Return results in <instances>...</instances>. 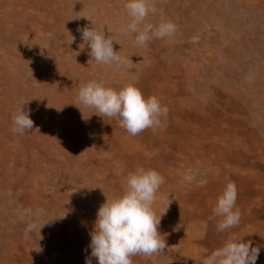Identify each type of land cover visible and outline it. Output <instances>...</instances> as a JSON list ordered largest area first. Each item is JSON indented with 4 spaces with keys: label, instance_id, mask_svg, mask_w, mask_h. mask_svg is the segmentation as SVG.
Returning <instances> with one entry per match:
<instances>
[{
    "label": "bare ground",
    "instance_id": "bare-ground-1",
    "mask_svg": "<svg viewBox=\"0 0 264 264\" xmlns=\"http://www.w3.org/2000/svg\"><path fill=\"white\" fill-rule=\"evenodd\" d=\"M225 1V5L233 8L242 5V0ZM263 1L256 0V5L259 3L262 9L257 15L259 25H264ZM33 2L35 1L0 0V51L4 53L0 54L3 57L0 62V134L3 135L4 131L8 134L11 131V135L0 140V153L5 154L0 164L8 170L9 168L3 165L9 160L14 163L11 170L5 175L2 174L6 180L0 181V225H3L0 227V264H66L65 261H57L60 254L71 258L74 264H85L90 249L89 232L96 219V214L88 215L85 212H88V209L95 211L103 205L104 198H97V193L105 197V200L122 195L126 185L125 175L135 172L145 164H148L147 170L154 169L164 177V183L157 193L160 201L156 199L153 205L158 215L165 210L164 199L169 197L171 200L158 229L166 240V249L147 258L139 255L133 257V264H202L203 258L211 254L207 250L214 251L223 246L221 242L215 241L210 246L201 245L197 238L209 234L205 230L206 214L193 211L191 205L207 211L212 216L217 198L228 181L233 182L237 188L236 206L240 211L241 220L238 226L227 230L224 240L235 235L243 241H252L253 246H256V238H264V216L256 217V188L263 189L264 178L263 182L257 178L256 187L253 182L256 180V174H260L256 162L260 161L264 165V54L258 55L256 42L264 47V37L261 41L247 39L245 44L237 47L243 50L246 47L248 52L236 54L232 50L237 47L226 44L223 48L207 40V47L219 48L222 61L225 62L224 66L222 65L224 69H215L218 70V75H223L220 77L222 83L218 87H207V100L203 97V92L199 93L198 82L194 83L190 92L186 90V86L182 87L181 79L178 78L181 68L176 62L192 65L191 62H199L200 54H195L193 59L183 55L173 63L168 53L165 57L169 60L162 61L163 55L153 57L149 51L142 54L144 58L150 55L148 59L152 64L149 66L146 59L138 57V47L132 42V34H128L130 39L115 35L112 40L114 51L130 58V67L118 69L114 65L91 61L87 46L83 50L79 48L82 39L78 31L91 26V13L84 12V16L79 18L81 24L70 27L69 33L61 34L66 37L56 42L52 61L42 68L39 60H43L48 47H52L53 43L50 36L53 34L51 25L54 18L44 14L45 16L39 15L44 16L42 20H36L35 16L30 20L32 12H27V9H31ZM90 4L96 10L98 4L103 5L104 18L111 15L116 7L119 8L118 11H124V0H92ZM11 5L13 7L8 9ZM56 5V8L54 5L53 8L51 3H48L46 8L49 13L61 6ZM98 15L101 13L98 12ZM226 19L230 20L229 17ZM198 30L200 31L196 29ZM71 36L75 38L72 43ZM245 60L249 62L248 66ZM30 66L33 68V75L29 78L25 74V84H11V79H6L9 68L18 73H26ZM212 67H215L213 63ZM170 69L175 74H170ZM158 70H166L169 74L167 77L163 75L161 86L154 87L152 93H148L146 75H156ZM244 70H248L254 79L251 78L252 82H244L241 86L235 84V75ZM188 72L189 75L198 77L195 69ZM171 78L173 83H176V93L171 91L168 81ZM139 79L143 81L141 87L145 88L143 96L157 97L168 109L167 116L161 118L159 129L151 128L148 134L145 132L147 130H144L132 136L124 130L112 137L108 134L112 131L108 126L111 123L110 118L97 116L98 113H95L93 108L82 112L77 107L78 91L90 81H102L106 87L119 90L128 84L136 86ZM242 92H248V99ZM18 96L22 101H18V107L24 105L30 112L34 127L28 131L31 133L26 132L23 136L20 135L21 138L16 137L17 143L11 147L5 145L7 140L12 142L14 127L8 129L10 125L8 126L7 114H10L12 108L10 100H19ZM181 97L183 98L180 99ZM178 101L182 103V107L175 106ZM248 101H256V107L255 104L244 107L250 104ZM248 112L252 115H248ZM249 116L256 119V122L248 123L246 119L250 118ZM113 121L119 123L114 118L112 123ZM107 122L109 123L106 125ZM156 145L159 150H155ZM255 157L256 162L253 161ZM43 164L49 170L45 169ZM63 167L68 169L67 173L64 171V175L60 171ZM19 168L23 171L20 175L17 171ZM181 170L186 171L183 175L188 177L191 184L183 177H176ZM33 172L42 173L43 180L37 181L33 174L29 176ZM241 172L244 174H240ZM261 174L264 177V171ZM13 175L17 177L12 178ZM249 176L251 181L247 179ZM32 177L36 180L33 186L25 183ZM82 177H85L88 183L78 181ZM57 178H60L59 181H54ZM68 178L70 179L67 182ZM200 180H206L207 183L200 186ZM170 183L180 184L181 187H174L175 192L166 195L163 189H169L170 185H166ZM51 189L53 195L49 193ZM184 189H188L190 193L183 194ZM169 192L172 191L169 189ZM174 202L181 204L180 209L173 205ZM25 209L41 211L38 225L53 219L40 230L42 239H39L38 232L31 235L25 233V224L21 221ZM78 210L82 212L81 218L85 220L93 215V220L89 219L80 229L70 227L64 232L66 236L62 243L71 244L67 248L61 247L60 244L55 245L52 242V233L55 229H63V221L60 218L62 219L65 212L75 214ZM219 219L216 217L213 220L216 222ZM89 223L90 229L87 226ZM68 230H71V233ZM75 232L79 234L71 241L69 236ZM210 238L213 240V236L208 239ZM36 242H41V245ZM194 242L199 243L197 248H193ZM91 259L92 264H97L95 258Z\"/></svg>",
    "mask_w": 264,
    "mask_h": 264
},
{
    "label": "clouds",
    "instance_id": "clouds-1",
    "mask_svg": "<svg viewBox=\"0 0 264 264\" xmlns=\"http://www.w3.org/2000/svg\"><path fill=\"white\" fill-rule=\"evenodd\" d=\"M124 10L129 22L122 28V32L135 34L134 42L140 47H147L153 39L171 37L177 30V26L166 19H161L156 25L147 22L150 15L158 13L152 0H124ZM159 13L163 16L162 10H159ZM78 31L82 39L79 48L83 50L87 46L91 61L114 65L118 69H127L132 64L129 57L114 51V42L105 35L104 29L91 23L90 27ZM71 37L72 43L75 38ZM76 103L95 109L99 117L116 119L119 126L132 136L158 127L161 117L168 114L167 107L162 105L157 97L145 98L132 84L116 90L106 87L102 81H90L80 87ZM23 106L12 116L13 131L19 135L31 131L34 127L30 112ZM163 183L164 177L154 169L138 168L135 172L127 174L123 194L111 200L106 199L97 210L93 228L89 232L88 248L91 251L85 258V264H92L91 258H95L97 264H133V257L139 255L147 258L166 249V240L158 229L171 200L169 197L164 199L166 207L159 215L153 207ZM206 183V180L199 181L200 186ZM236 201L237 188L233 182L228 181L217 198L213 215L209 217V220L220 218L216 225L218 233L239 225L241 214ZM40 215L39 209L23 211L21 221L25 224L26 234L38 232L39 235L40 230L53 220L38 225ZM39 239H42L40 235ZM260 251L261 248L253 246L252 241H243L242 238L232 235L223 246L204 257L202 264H256Z\"/></svg>",
    "mask_w": 264,
    "mask_h": 264
},
{
    "label": "rangeland",
    "instance_id": "rangeland-1",
    "mask_svg": "<svg viewBox=\"0 0 264 264\" xmlns=\"http://www.w3.org/2000/svg\"><path fill=\"white\" fill-rule=\"evenodd\" d=\"M33 1H35V2H33V4L31 5L32 10L30 8L27 9V12H32L31 13L32 16H30V18H29L30 20L34 16H35L36 20H42L43 19L42 17L45 16L44 14L50 15V16L52 15V17L54 18V20H52L53 24L51 25V27L53 29V34H52V36H50L51 38H53L52 39L53 43H52V47H50V46L48 47V49H47V51L43 57V60H39L42 63V68L47 66L48 62L52 61V59L54 57L53 48H54L56 42L58 40L66 37V36H62L61 34L63 32L69 33L70 27H72V26L76 27V25L81 24V21L79 18L84 16L83 15L84 12L87 14L91 13V21H92L91 23L98 28L104 29L105 35L109 36L111 39H113V37L115 35L120 36V37H128V38L130 37L128 34H125L124 32H122V28L129 22V20H128V17L126 15L125 10L124 11L123 10L118 11L117 10V9H119L118 7H116V9L114 10V12L111 15H106L104 18L103 14L105 13V11L103 9V5L101 6L100 4H98L97 10H96V8H93L92 5L90 4V2L92 0H33ZM48 1L51 3L52 7L54 5V7L56 8V6H57L56 4H61V6H59V8H57L55 11L49 13L48 9L46 8L48 3H49ZM152 2L154 3L156 8L158 9V13L156 15H150L147 22H150V23L156 25L161 21V19H166V20L174 23L177 26V30L171 37H165L163 39H153L152 41H150L148 43L147 47H140V46L136 45L138 47V57L141 59L143 57L142 54H145V52L149 53V51H150V53L152 52L153 57H156L158 55L159 56L163 55L164 58H162V61H167L169 59L167 57H165V54L168 53L170 59H172V61L174 63L175 59H177V58L180 59L183 55L188 59H193L195 57V54H200L198 63L191 62L192 65H190L189 63L187 65V64H184L180 61L176 62L178 67L181 68L180 69L181 71L180 72L178 71V73H179L178 78L181 79L180 80L181 84L184 85V86L182 85V87H184V88H185V86L187 87L186 88L187 91L192 90V88L194 87V83L198 82L199 83L198 84L199 93L203 92L205 95V96L203 95V97H206L207 100H208V95H209L208 94L209 92L207 91L208 90L207 87L208 86H214V87L217 86L218 87L222 83L221 78L223 77V75L222 76L218 75L219 72H218V70H215V69L218 67H222L221 69H224L223 66L225 64V62L222 61L223 59L221 56V51H219V48H216V47H215V49L214 48H212V49L208 48L207 47L208 43H206L207 40H210L209 42L219 44L220 47L226 46V44L227 45L230 44L233 47H237L239 45L245 44V41H247V39L251 40L254 38L255 40L257 39V40L261 41V38L264 37V25H259L257 23V18H258L257 15L259 14V12H261L262 9L259 7V5H260L259 3H258V5H256V0H242L241 1L242 5H239L238 8L237 7L233 8V6L231 7V6L225 5L226 4L225 0H152ZM12 7L13 6L11 5L10 7H7V8L10 9ZM159 10L163 11V16L160 15ZM92 12H94V14ZM98 12L101 13V15H98ZM77 14H78V16H77ZM39 15H44V16H39ZM71 16H73L74 18L73 17L71 18ZM94 16H97L96 19L93 18ZM228 17L230 20L226 19ZM95 22L98 24H95ZM201 28H202V30H201ZM196 29H200V31L199 30L196 31ZM188 33H190V34H188ZM185 34L187 36H185ZM60 35L62 37H60ZM134 35L135 34H132L133 37H134ZM133 37H132V42L135 43ZM246 44H249V43H246ZM245 48L243 50V49H240V47H237V48H235V50H232V52L234 51V54H236L238 52H242V51L248 52V49L246 50ZM256 50L258 52V55H259V53L264 54V47L261 44H258L257 42H256ZM0 54L4 55L3 51H0ZM35 54H36V56L38 55L37 53H35ZM246 55H244V56H246ZM149 57H150V55H149ZM2 58L3 57L0 56V62L2 61ZM148 58H144V59H146L148 62V65L151 66L152 61L149 60ZM212 63L215 65L214 68L212 67ZM248 63L249 62L245 60V64L247 65ZM189 65H190V67H189ZM187 67H188V70H186ZM190 69H195L196 72L198 73V77H193V76L189 75L188 71ZM170 70H171L170 74H175V72H173L172 69H170ZM166 72H167L166 70H164L163 72H161V71L159 72V70H158L156 75H151V73L146 75L147 76V82H148V85H147L148 93L149 92L152 93L154 87L162 85V81L164 79L163 75H165L167 77L169 74ZM184 72H186V73L184 74ZM7 74L8 75H7L6 79H9V80L11 79V81H10L11 84L18 83V85H21V84H25L24 82H26V79L24 78L25 74L28 75L29 78L31 77V75H33V68H32V66H30V68H28L26 73H24V72L18 73L16 71H14L13 68H9L7 70ZM201 74H202V76H201ZM11 75H12V77H11ZM17 77H19V78H17ZM218 77L219 78L221 77L220 80L217 79ZM235 77H236V81H234V83L235 84L238 83V84H240V86L244 82L245 83L246 82H252L251 78L254 79V76H252L251 73L249 74L248 70L247 71L244 70L242 72L240 71V73L236 74ZM194 78H196V79H194ZM14 79H16V81L13 82ZM179 79H177V81H179ZM168 81H170L171 91H173L172 93L178 92L175 89L176 83L175 84L173 83L172 78ZM142 85H143V81L141 79H139L136 82V87L142 92L143 95H145V88H142L141 87ZM117 87H118V85H117ZM179 88H180V86H179ZM119 89H121V88H119ZM241 91H243V90L241 89ZM241 94H243L245 96L248 94V92H242ZM249 94H251V93H249ZM148 96L150 97V95H148ZM148 96L146 95L145 98H147ZM151 96H153V95H151ZM245 97H246V99H248V95ZM18 98H19V100L15 99L16 101L13 99L10 100V101H12L11 102L12 108H10L11 109L10 114L9 113L7 114L8 126L10 125L8 127V129H10V127L14 126L12 123V116L16 112V110L20 107V106L18 107V101H19V103L22 102V101H20L21 97L18 96ZM182 98L183 97H181L180 99H182ZM14 101H15V104H14ZM248 102H250V104L247 106H244V107H250L251 104H255V107H256V101H248ZM262 103L264 104V102H262ZM175 106L176 107H182V103H180L178 101ZM77 107H78V109H81L82 112H83V110L86 112L88 109L82 105H78ZM257 107H259V106H257ZM90 109H92V108H90ZM94 112L97 113L96 110ZM248 115H252V114L250 112H248ZM1 117H2V114H1ZM249 117L250 118L246 119L248 121V123L256 122V119L251 118V116H249ZM110 119H111V123L107 122L106 125L109 123L110 125H108V126H110L112 131L108 132V134L112 135V137H113L118 133H122L124 131V129L119 126V123H114V121L112 123L113 118H110ZM243 120H245V118ZM174 123H179V122H174ZM113 127H115V129H113ZM116 128H118L119 130H116ZM150 129H146L147 130V131H145L146 134L149 133ZM153 129H159V126L154 127ZM41 130H43V128H41ZM179 130L182 131L181 128ZM12 133H13L12 134V142H11V140H7V142H5L6 146L8 145V146L13 147L17 143L16 137L21 138L23 136V135L20 136L19 134L15 133L14 131H12ZM28 133H31V132H28ZM108 134H107V136H108ZM9 135H11V131L8 134L6 133V131H4L3 135L0 134V140L5 139V137H7ZM157 147H158L157 145H156V147H154L155 150L158 149ZM1 149H3V148H1ZM12 149H14V148H12ZM3 153L2 152L0 153V161H1V158L5 155ZM253 161L256 162V157ZM13 164L14 163L11 160H9L5 165H3L7 169L9 168L8 170H5L3 167H1V164H0V181L6 180V178L4 179V177H2V174L5 175V173H7L9 170H11L14 167ZM43 166L45 169L49 170V168L45 164H43ZM143 167H145V168H143ZM143 167H142L143 169L147 170L148 164H145ZM256 167L259 168L258 171L260 173V174H256V180L258 178V180L262 181V179L264 177L262 176L261 173L264 171V165H262L260 161H257ZM138 168H141V167H138ZM261 168H262V172H261ZM17 171L19 172V175H20V173L23 172L20 168ZM60 171L64 175V171H65V173H67L68 169H65L63 167V168H61ZM185 172L186 171L181 170V172L178 173L177 176L176 175L175 176L179 177V178L183 177L187 181L188 184H191L192 182L188 180V177L183 175ZM32 174L35 176L37 181L43 180V178H44V177H42L43 176L42 173L39 174L37 172H33V173L29 174V176ZM36 174H38V175H36ZM240 174H244V172H241ZM254 174H255V172H254ZM126 176H127V174L125 175V177ZM15 177H17V175H13L12 178H15ZM27 177H28V175H27ZM60 178L54 179V181L57 182V181H59ZM249 178L251 179V176H249L247 179H249ZM69 179L70 178L67 179V182ZM250 179H249V181H251ZM81 180L83 181V184L88 183L85 177L79 178L78 181H81ZM256 180L253 181L255 184V187L258 186V180L257 181ZM35 181L36 180L32 177L31 179H28L27 181H25V183H30L33 186L36 183ZM80 184H82V183H80ZM168 185H170V186H168ZM166 186H168L170 191H172V192H169V189L164 187L163 191L166 193V195L167 194L169 195V193L175 192V190H174L175 188L181 187V185L177 184V183H170V184H167ZM49 193H50V195H53V190L51 189L49 191ZM186 193L188 194V193H190V191L188 189H184L183 194H186ZM179 196H181V195H177V197H179ZM97 198H104V200L102 201L103 204L106 202L105 197H101V195L98 193H97ZM108 200H111V199H108ZM157 200L160 201V197L159 198L157 197ZM69 203L71 204L72 202L69 201ZM173 205H175L176 208L178 207V209H180V205H181L180 203L177 204V202H174ZM87 206H90V205H87ZM98 209L99 208H97L95 211H91L88 209L87 210L88 212H85V214L90 215L91 213H93V215H95L97 213ZM191 209L193 211L194 210L197 211L198 213L206 214L207 223L205 224V230H207L209 232V234L206 236L201 235L200 237L197 238L198 241H200L202 246H204V245L210 246V244H213L214 241L216 243L221 242V244H224L229 239L228 238V239L224 240V236H226L227 231H225L223 233L216 232L217 231L216 225L219 221L217 220L215 222V220H209V217L211 215L207 211H204L198 207H194L193 205H191ZM65 213H66L65 217L62 219L60 218V220L63 221V229L61 231H57L55 229L54 232L52 233V237H53L52 242H54L55 245L60 244L61 247H63V248H67L68 246L71 245V244L62 243L63 242L62 240L66 236V235H64V232L68 228L70 229V227H71L74 229H77V228L80 229L82 226H84L88 222L89 219L93 220L91 218V216H93V215H91L90 217H86L85 220L83 218H81V216H82L81 210H78L75 214H70L68 212H65ZM260 215L264 216V187H263V189L256 188V217L260 216ZM212 222H213V224H212ZM87 226H88V229H90V223ZM0 227H3V225H0ZM68 232L71 233V230H68ZM76 233L77 232H75L73 235L69 236V239L71 241H73L75 239V237L79 234V233H77V234ZM210 236H213V240L211 238L208 239ZM38 243L41 245V242H36V244H38ZM198 245H199V243L194 242V246L193 245L192 246H193V248H197ZM256 246H259L261 248L260 255L256 261V264L264 263V238H256ZM90 250L91 249H88L87 256H89ZM207 252L210 253L212 251L207 250ZM27 253H28V251H27ZM72 253H73V251H72ZM57 259H58L57 261H59V262L65 261L66 264H74L73 260L71 258H68V256H65L64 254H60L57 257ZM185 264H189V263H185Z\"/></svg>",
    "mask_w": 264,
    "mask_h": 264
}]
</instances>
